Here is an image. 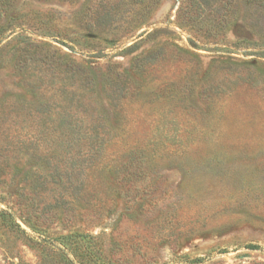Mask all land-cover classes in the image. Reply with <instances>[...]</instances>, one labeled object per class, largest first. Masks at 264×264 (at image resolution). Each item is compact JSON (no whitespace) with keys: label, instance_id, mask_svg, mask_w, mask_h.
<instances>
[{"label":"rangeland","instance_id":"rangeland-1","mask_svg":"<svg viewBox=\"0 0 264 264\" xmlns=\"http://www.w3.org/2000/svg\"><path fill=\"white\" fill-rule=\"evenodd\" d=\"M140 2L0 0V264H264V6Z\"/></svg>","mask_w":264,"mask_h":264},{"label":"trees","instance_id":"trees-1","mask_svg":"<svg viewBox=\"0 0 264 264\" xmlns=\"http://www.w3.org/2000/svg\"><path fill=\"white\" fill-rule=\"evenodd\" d=\"M141 2H143V0H141ZM140 2V3H141ZM251 2L253 3V4H258V5H261V6H264L263 4H264V0H251ZM27 45H29V43L27 44ZM1 53V52H0ZM77 73L79 74V75H85V74H88V76H87V79L89 80V82H88V84H91V83H93L94 81H95V77L93 76V74L91 73V72H89V70L88 69H86V68H84L83 66H81V65H78V71H77ZM126 79H128V77L126 76ZM69 124V123H68ZM70 124H72V123H70ZM70 125H68V127H69ZM81 134H77V136H80ZM79 141V140H78ZM95 144V145H94ZM94 144H91V145H93L94 147H96L97 148V150H95V152H103L104 150H106L105 148H106V146L107 145H105V142H104V139L102 138V139H98V137H97V139L95 138V142H94ZM140 148L141 147H134L132 150H131V152H136V153H134L135 155H139L138 154V152L140 151L141 152V150L143 149H141L140 150ZM100 152V153H101ZM142 155V154H141ZM141 158H143V156H141ZM149 159H152L151 157H149ZM148 159V160H149ZM122 168L123 169H127V167L126 166H122ZM122 172V171H121ZM134 174V173H133ZM141 177L142 175H137V174H135V177L136 178H138V177ZM124 177H126V176H124ZM253 249H258V247H252ZM72 264V263H71Z\"/></svg>","mask_w":264,"mask_h":264}]
</instances>
